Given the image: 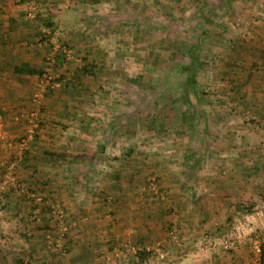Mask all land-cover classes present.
<instances>
[{"label":"crops","instance_id":"obj_1","mask_svg":"<svg viewBox=\"0 0 264 264\" xmlns=\"http://www.w3.org/2000/svg\"><path fill=\"white\" fill-rule=\"evenodd\" d=\"M223 1L227 4L223 7H229L218 10L219 18L238 21L239 30V18L252 19L253 4L264 6V0ZM116 2L128 0H0V177L15 139L27 130L34 134L16 169L24 192L1 193L5 207L0 227H8L12 249L26 253L31 264H264V125L250 120L221 126L215 161L225 168L223 175L216 173L213 161L208 166L203 161L199 170L189 173L193 165L186 156L166 155L177 149L170 141L152 139L149 147L167 151L152 149L147 158L133 157L134 151L124 148L121 158L114 159V125L97 121L91 112L92 122L78 126L70 119L81 107L70 88L45 87L41 71L57 38L69 40L82 62H110L112 52L127 51L124 45L133 35L125 27L127 18H136L137 42L130 48L142 49L138 45L147 31L145 25L142 28L141 0H136L133 13L123 5L112 10ZM113 12L120 16L119 27H100L101 18ZM251 36L249 45L232 52L233 59L252 62L254 53L262 55L264 31L255 34L259 41ZM246 53L252 55L246 58ZM16 67L40 72L25 73ZM253 71L234 81L240 99L237 110L247 119L264 120V75ZM32 114L39 121L33 122ZM122 124L128 131L129 125ZM201 142L199 148L204 149L205 141ZM146 167L163 182L157 195L147 192ZM47 198L64 212L67 250L61 255L46 246V235L57 238ZM252 237L261 243L259 261L252 252ZM14 253L5 254L6 263L0 262L15 264Z\"/></svg>","mask_w":264,"mask_h":264},{"label":"rangeland","instance_id":"obj_2","mask_svg":"<svg viewBox=\"0 0 264 264\" xmlns=\"http://www.w3.org/2000/svg\"><path fill=\"white\" fill-rule=\"evenodd\" d=\"M158 1L159 3L155 0H141L139 4L144 15L142 19L144 24L139 22L142 28L145 25L147 35L142 39L143 44L138 46H143L144 50L140 48L137 52L135 46L130 48L131 44H136L132 42H137L134 32L137 31L138 24L136 18H127L129 24L125 27L131 28L133 34L130 35L131 41L124 45L128 49L127 51L124 49L123 52H112L110 56L106 54L110 62H82L79 60L78 51H74V45L69 40L57 38L55 45H64L69 52L63 55L51 48L48 55L54 54L55 59L46 58L42 72L46 76L50 75L53 81H59L56 87L70 88V93L72 92L70 95L76 99L77 106L81 107L78 109L74 105L80 114L72 116L71 122H76L78 126L88 121L92 122L91 118L94 115L89 113L93 112L97 121H106L114 125L111 133L112 147L115 151L123 150L116 151L118 155H115L113 150L114 159L121 158L125 152L124 148L134 151L133 157L139 155L146 158L152 154V149H158L159 152L167 151L166 148L159 150V146H148V143L158 139L177 145V149L173 147V151L165 152L166 155L179 156L174 153L179 152L186 156L188 161L191 160L189 165H193V168H188L189 173L199 170L203 161L204 166H208V161H213L212 166L216 168V173L222 174L225 168L215 161L218 153L215 140L222 135L220 129L230 127L229 125L235 122L250 120L253 123L255 121L257 125H264L262 118L249 117L248 120L242 111L237 110L240 99L237 96V83H234L240 78L249 77L245 74L251 70H254L256 75H264L263 52L262 55L257 53L260 56L254 53L249 59L252 62L231 57L237 48L249 45L251 35L255 36L264 31V6L253 4L251 12L249 11L252 19L248 21L239 18L241 21L239 30L238 21L219 18L218 10L224 11V8L229 7H223L227 5L223 0ZM121 5L130 13L136 12V0H128L124 4L116 2L111 9L118 11ZM114 12L100 17V27H107L110 30L120 24V16L114 17ZM91 25L96 26L98 22H92ZM152 31H156L155 34ZM123 38L128 39L127 36H122L121 39ZM256 50L254 52H259ZM246 55L245 57L249 58L252 53ZM227 57L230 58L228 61ZM83 65L89 67L82 72ZM182 112H185L186 120H182L180 116ZM237 115H242V119H238ZM29 116H33V122L39 121L35 114ZM122 123L129 125L128 131L121 128L124 126ZM224 133V137L227 138L225 130ZM202 140L205 141L204 149L199 148L203 146ZM143 172L147 192L152 196L160 193L163 182L155 175V171L151 167H146ZM7 190L10 189L3 191ZM3 191L0 192V211H4L5 207L1 197ZM17 192H24L23 185ZM47 202L55 204L62 210L52 198H47L45 204ZM49 213L56 224L50 208ZM4 228L0 227V238L6 235L8 239L4 238L0 242V261L6 263L5 254L17 250L18 252L13 255L15 257L13 262L31 264L32 261L26 253L20 252V249H12L14 245L10 242L11 237L8 235L10 231L8 227ZM46 246L55 250L47 242Z\"/></svg>","mask_w":264,"mask_h":264},{"label":"built area","instance_id":"obj_3","mask_svg":"<svg viewBox=\"0 0 264 264\" xmlns=\"http://www.w3.org/2000/svg\"><path fill=\"white\" fill-rule=\"evenodd\" d=\"M28 17H33L34 13L32 10H29L27 12ZM54 50H58L63 53V55H67L69 52V49L63 46H60V44L55 45ZM53 50V51H54ZM59 53V52H56ZM47 59L54 60V54L48 55L46 57ZM43 78L45 81V87L50 88V87H56L59 84V81H53L50 75H45L43 73ZM32 117V116H31ZM34 118H32L33 120ZM1 135V134H0ZM33 137V131L32 130H27L25 131L22 135L16 138L15 142V148L13 153L11 154L10 158L2 163V174L0 177V192L5 190V189H10L12 191H19L22 189V184L19 181L17 174H16V169L18 165L22 162L23 160V155L25 150L28 147V143L30 139ZM153 188H156L155 185H152ZM50 204V205H49ZM47 202V205L50 208L51 213L53 214L54 219L56 220V225H57V238L54 240L49 234L46 235V242L53 246L55 250L57 251L58 254H63L67 250L66 246V226L63 222V216L64 213L61 209H59L58 206H56L53 203ZM30 216L35 217V214L32 213ZM252 252L255 259L259 261L260 255H261V243L259 242L258 238L252 237ZM228 242V241H227ZM229 243V242H228ZM229 246V245H226ZM103 264V263H101Z\"/></svg>","mask_w":264,"mask_h":264},{"label":"trees","instance_id":"obj_4","mask_svg":"<svg viewBox=\"0 0 264 264\" xmlns=\"http://www.w3.org/2000/svg\"><path fill=\"white\" fill-rule=\"evenodd\" d=\"M264 52V48H262V50ZM57 55V54H55ZM89 67L88 65H83L81 66V69H82V72L86 70V68ZM16 71H22V72H25V73H39L40 71L36 70V69H33V68H29V67H16L15 68ZM41 74H43V72L41 71ZM59 77L61 78L62 76L59 75ZM180 116H182V120H186L187 116L185 115V112H182L180 113ZM207 123V122H206ZM26 151V150H25ZM24 155H25V152H24ZM24 155H23V159H24ZM2 174V173H1ZM17 264H30L28 262H21L19 261Z\"/></svg>","mask_w":264,"mask_h":264}]
</instances>
